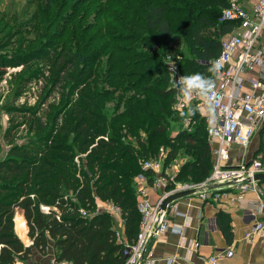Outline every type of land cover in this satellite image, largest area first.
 I'll list each match as a JSON object with an SVG mask.
<instances>
[{
  "label": "trees",
  "instance_id": "1",
  "mask_svg": "<svg viewBox=\"0 0 264 264\" xmlns=\"http://www.w3.org/2000/svg\"><path fill=\"white\" fill-rule=\"evenodd\" d=\"M102 1L106 5L93 13L94 23L84 25L86 15L78 13L64 21L62 34L54 32L52 38L62 40L61 47L50 45L14 60L23 71L35 64L37 72L47 70L48 92L56 90L59 103L41 114L20 108L31 115L30 131L38 132L37 140L13 145L0 161V264L27 263L35 253L47 256L51 251L58 264H122L114 219L106 213L83 217L79 209L93 211L95 199L117 205L130 242L140 220L134 182L139 158H156L159 146L167 144L169 162L179 143L191 149L192 159L181 165L176 180L200 182L212 169L210 145L202 137L207 124L193 111L196 104L182 111L173 108L175 90L169 86L164 58L176 45L159 47L152 33L169 40L171 26L185 22L188 47L198 55L181 59L182 72L212 78V65L200 61L217 57L221 38L233 28L232 23L218 21L220 14L214 23L206 17L212 7L222 8V0L210 6L209 0ZM97 23L102 27L87 35ZM206 27L214 29L204 33ZM187 112L191 124L183 129ZM170 116L181 130L174 140L168 134ZM198 118L202 124H195ZM13 128L4 132L8 141ZM39 205L49 207V212ZM15 214L24 217L31 246H23L14 233ZM216 221L230 242V217L219 213Z\"/></svg>",
  "mask_w": 264,
  "mask_h": 264
},
{
  "label": "built area",
  "instance_id": "2",
  "mask_svg": "<svg viewBox=\"0 0 264 264\" xmlns=\"http://www.w3.org/2000/svg\"><path fill=\"white\" fill-rule=\"evenodd\" d=\"M218 21L232 23L233 28L221 38L219 55L209 61H200L210 65L219 61L221 65L213 71L211 79L214 87L207 95L194 91L191 96L185 97L174 83L184 75L179 63L166 61L168 82L175 90L174 109L181 111L194 102L209 114L204 121L209 127L210 144L215 145L212 147L213 166L209 175L201 183L179 182L174 174L163 170L166 155L163 150L156 158H139L140 172L134 177V182L137 189L136 211L140 220L136 238L130 242L125 239L124 221L117 205L103 201V206H96L91 212L79 209L83 217L106 213L117 221L113 232L116 243L121 246L122 264H141L140 258L152 239L167 231L181 233V228L171 225L167 218L169 203L161 207L165 197L181 191H192L205 199L210 196L218 198L221 188H234L238 200L243 199L245 193L253 192L256 196L254 209L243 211L248 225L245 238L264 241V201L259 181L254 178L256 174L264 173V163L260 155L235 165L229 163L231 149L247 151L254 135L264 129V0H254L249 9L238 0H230L222 8ZM183 123L188 125L190 118L184 117ZM147 184L170 186V190L154 201L145 191ZM39 208L44 213L50 210L44 205H39ZM225 255L230 257L232 252L226 251ZM148 263L153 264L154 261L149 260ZM49 264L58 263L50 256ZM206 264H219L218 257L209 256Z\"/></svg>",
  "mask_w": 264,
  "mask_h": 264
},
{
  "label": "rangeland",
  "instance_id": "3",
  "mask_svg": "<svg viewBox=\"0 0 264 264\" xmlns=\"http://www.w3.org/2000/svg\"><path fill=\"white\" fill-rule=\"evenodd\" d=\"M78 1L79 0H0V161L6 158L9 149L13 145L25 144L27 143L26 141L34 139L38 135V132L30 131V124L32 123L31 115L20 110V108H27L32 112L36 111V114H41L48 105H53L55 109L59 103V101L58 103L56 101V90L54 92H48L51 78L47 70L44 69L41 72H37V64H35L31 68V65H28L27 69L23 71L21 66L13 65L14 60H23L32 54H38L45 48L47 49L50 45H54L56 48L61 47L62 40L52 37L54 32L55 34H62L65 20L70 18L71 15H77L78 13L79 15H83L82 13H84L86 16L83 24L85 25L87 22L94 23L92 20L93 13L98 11L100 7L106 5L102 0H82L81 4L76 7L75 3L78 4ZM212 1L213 0H209V4L207 3V5L210 6V2ZM222 1L221 7L224 8L228 5L230 0ZM238 1L241 3L249 0ZM208 6H206V8L209 10L210 8ZM221 9L219 7H212L211 12L206 13V17L209 21H215ZM84 25H82V27ZM99 27H102L101 23L94 24V27L87 35H91L99 29ZM204 29V33H206L208 29H214V27H206ZM170 30L171 36L169 40H164L157 36L156 33H152V41L159 47L163 44H166L167 47L176 45V50L171 51L172 54L168 53L170 57L169 59L164 58V61L173 60L180 63L182 61L181 59H184L186 56L197 59V52L188 47L190 42L188 39V28H186L185 22L178 20L171 26ZM36 76L38 77L36 78ZM46 95H48V98L44 99ZM174 105L175 103L173 104V108ZM194 107L193 111H198V116L201 118L200 107L198 105ZM188 114L187 112L184 117H189L186 116ZM170 119L173 121L171 124H173L168 134L169 137L174 140V137H176L181 130H179L180 125L172 119V116H170ZM20 122H23V124H20ZM199 123L202 124V120L198 118L195 124ZM11 125L12 128L14 127L12 130V135L14 136L8 141L4 138V132L9 129ZM202 137L205 141L210 143L208 126ZM143 138L145 139L146 137L144 136ZM35 140H37V138H35ZM258 142L264 143L260 133L259 135L255 134L253 138L254 145ZM185 146L186 145L177 143L175 146V157L169 162H167V156L171 149L167 144L159 146L156 156L163 150L164 153H166L164 160V165L166 167L171 169L175 165L181 166L186 160L192 159L191 149ZM80 156L84 159L85 153L80 154ZM260 159L262 163H264V151L261 152ZM76 165L80 168L79 160L76 161ZM171 170L173 171L174 169ZM186 182L194 183L190 180ZM14 218H18L17 214H15ZM115 221L116 220H114V223ZM51 254L53 255L52 251ZM42 257L44 256L35 253L31 260L23 264H43Z\"/></svg>",
  "mask_w": 264,
  "mask_h": 264
},
{
  "label": "crops",
  "instance_id": "4",
  "mask_svg": "<svg viewBox=\"0 0 264 264\" xmlns=\"http://www.w3.org/2000/svg\"><path fill=\"white\" fill-rule=\"evenodd\" d=\"M253 1H244L241 4L244 8L249 9ZM262 39L264 40V34ZM200 114L203 120L204 117L209 115L203 109L200 110ZM189 125L190 123L188 125L183 124V129H188ZM256 134L259 135V133ZM262 138L264 140V135ZM214 146L210 144L211 153ZM263 151L264 143L258 142L254 145L252 139L247 151L238 148L231 149L229 163L235 165L240 161H250ZM180 167V165H175L171 168L174 169L172 171L163 163V170L174 174L175 177ZM202 181L194 183H201ZM259 187L262 191L261 198L264 201V181H259ZM144 188L154 201L170 190V186L154 187L150 184H147ZM219 192L220 196L218 198L210 196L203 199L196 193L191 192L170 202L167 218L171 225L181 228V233L167 231L152 239L146 245L141 264H149V260H153V264H206L207 258L211 255L218 257L219 264H264V241L259 238L249 241L245 238L248 225L243 211L254 209L255 194L247 192L243 199L238 200V193L234 188H221ZM95 203L97 207L104 204L99 199H95ZM219 213L227 214L230 217L232 232L230 242L226 241L218 227L216 217ZM17 217L13 219L14 233L25 247L31 246L32 241L28 236L26 221L19 214H17ZM19 218H21L25 228ZM18 227H20L21 233H17ZM226 251H231L232 255L230 257L226 256ZM50 256H52L51 253L42 257L44 263H40L49 264Z\"/></svg>",
  "mask_w": 264,
  "mask_h": 264
},
{
  "label": "clouds",
  "instance_id": "5",
  "mask_svg": "<svg viewBox=\"0 0 264 264\" xmlns=\"http://www.w3.org/2000/svg\"><path fill=\"white\" fill-rule=\"evenodd\" d=\"M220 66V62L215 61L210 70L216 71ZM174 83L185 97L191 96L194 91L202 96L207 95L214 87V81L211 77L205 76L201 72L184 74Z\"/></svg>",
  "mask_w": 264,
  "mask_h": 264
},
{
  "label": "water",
  "instance_id": "6",
  "mask_svg": "<svg viewBox=\"0 0 264 264\" xmlns=\"http://www.w3.org/2000/svg\"><path fill=\"white\" fill-rule=\"evenodd\" d=\"M254 178L258 181H264V173L262 174H256L254 176ZM192 191H181V192H177L171 195H168L167 197H165L162 202H161V207L164 208V206L172 201H174L175 199L181 198L182 196H185L187 194H190ZM143 256H141L140 261H142Z\"/></svg>",
  "mask_w": 264,
  "mask_h": 264
},
{
  "label": "bare ground",
  "instance_id": "7",
  "mask_svg": "<svg viewBox=\"0 0 264 264\" xmlns=\"http://www.w3.org/2000/svg\"><path fill=\"white\" fill-rule=\"evenodd\" d=\"M20 230H21L20 227H18V229H17V233H21ZM21 237H22V236H21Z\"/></svg>",
  "mask_w": 264,
  "mask_h": 264
}]
</instances>
